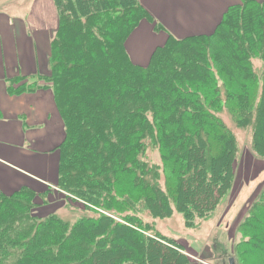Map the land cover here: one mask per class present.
I'll return each instance as SVG.
<instances>
[{"label": "trees", "instance_id": "1", "mask_svg": "<svg viewBox=\"0 0 264 264\" xmlns=\"http://www.w3.org/2000/svg\"><path fill=\"white\" fill-rule=\"evenodd\" d=\"M55 3L49 74L8 90L53 91L66 130L58 191L85 213L74 223L39 217L54 192L0 195V264H190L185 247L142 216L177 211L192 229L229 196L238 149L223 113L252 127L264 158V0L230 7L212 35L170 37L146 66L126 48L141 22H153L138 0ZM248 214L234 258L264 264V187Z\"/></svg>", "mask_w": 264, "mask_h": 264}, {"label": "crops", "instance_id": "2", "mask_svg": "<svg viewBox=\"0 0 264 264\" xmlns=\"http://www.w3.org/2000/svg\"><path fill=\"white\" fill-rule=\"evenodd\" d=\"M138 1L153 21L141 22L126 43L132 61L138 65H145L170 37L212 35L230 7L242 3V0ZM26 3L29 7L26 16L0 8V195L5 196L23 188L40 195L58 192L59 147L66 137L52 90L20 96L8 90L11 80L50 72L51 43L59 27L55 0H26ZM140 28L145 37L134 38ZM136 42L141 50H136Z\"/></svg>", "mask_w": 264, "mask_h": 264}, {"label": "rangeland", "instance_id": "3", "mask_svg": "<svg viewBox=\"0 0 264 264\" xmlns=\"http://www.w3.org/2000/svg\"><path fill=\"white\" fill-rule=\"evenodd\" d=\"M0 8L14 11L20 16H26L29 11L26 0H0ZM138 35L145 37L142 28L133 36L136 38ZM153 42L158 43V40ZM164 44L165 42L162 45ZM135 48L141 50L139 42L135 43ZM149 61L142 66L148 65ZM256 66L260 64L256 63ZM221 117L235 136L238 149L235 181L229 196L220 203L210 218L198 222L199 225L192 229L186 227L183 215L177 211L163 220L152 219L148 213L142 216L146 223L154 226L156 232L182 244L185 247V254L189 256L190 264H230L229 260L234 258V249L241 238L240 226L249 216L252 203L264 187V158L259 157L253 149L252 127L236 126L226 113ZM147 159L152 164L161 166V157L157 151L150 149ZM160 170L163 171L162 167ZM161 183L164 185V175ZM50 197L44 200L45 207L39 209V217L56 214L65 221L74 223L85 213L83 205L68 197L63 191L55 192ZM38 203L41 205L40 200ZM237 262L236 264H240Z\"/></svg>", "mask_w": 264, "mask_h": 264}, {"label": "water", "instance_id": "4", "mask_svg": "<svg viewBox=\"0 0 264 264\" xmlns=\"http://www.w3.org/2000/svg\"><path fill=\"white\" fill-rule=\"evenodd\" d=\"M229 262H230V264H236V262H235V259H234V258H230Z\"/></svg>", "mask_w": 264, "mask_h": 264}]
</instances>
